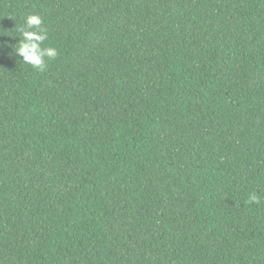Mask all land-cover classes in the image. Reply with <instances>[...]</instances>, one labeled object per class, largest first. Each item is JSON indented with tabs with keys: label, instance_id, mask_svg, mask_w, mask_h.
Returning <instances> with one entry per match:
<instances>
[{
	"label": "trees",
	"instance_id": "trees-1",
	"mask_svg": "<svg viewBox=\"0 0 264 264\" xmlns=\"http://www.w3.org/2000/svg\"><path fill=\"white\" fill-rule=\"evenodd\" d=\"M0 264H264V0H0Z\"/></svg>",
	"mask_w": 264,
	"mask_h": 264
},
{
	"label": "clouds",
	"instance_id": "clouds-1",
	"mask_svg": "<svg viewBox=\"0 0 264 264\" xmlns=\"http://www.w3.org/2000/svg\"><path fill=\"white\" fill-rule=\"evenodd\" d=\"M27 29L36 28L39 31L21 29L23 40L19 41L20 47L17 53L23 57V60L33 67L43 70L46 66L45 57L52 59L57 56V50L53 47L41 48V44L47 39V32L42 29V20L38 15L31 14L25 18ZM250 202L259 203L255 194L249 196Z\"/></svg>",
	"mask_w": 264,
	"mask_h": 264
}]
</instances>
